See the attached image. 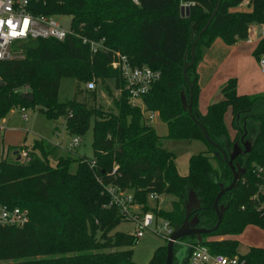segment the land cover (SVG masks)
<instances>
[{"label":"trees","instance_id":"16d2710c","mask_svg":"<svg viewBox=\"0 0 264 264\" xmlns=\"http://www.w3.org/2000/svg\"><path fill=\"white\" fill-rule=\"evenodd\" d=\"M137 1V5L131 0L31 1L28 9L34 15L71 16L75 36L62 42L39 40L36 50L0 61V121L13 109L24 107L36 108L53 121L66 115V130L74 136L85 135L92 124L93 157L64 153L59 145L37 138L26 159L0 160V205L25 210L29 218L23 227H0V264H135L132 248L137 241L115 231L125 220L109 205L108 186L131 192L141 211L153 213L173 229L183 224L187 197L193 192L200 205L189 219L196 215L200 229L215 226L213 203L221 185H230L232 173L183 111L180 94L189 97L183 67L191 61V44L219 0ZM245 2L250 12L232 11ZM182 4L188 5V17H181ZM253 24L264 25V0H222L195 46V62L187 71L193 114L210 139L227 154L235 142L241 150L242 142H251V151L234 161L245 169L238 186L219 200L226 208L222 222L216 232L202 236V244L211 252L227 256L237 255L238 244L232 236L248 226L264 230L250 200L255 186L252 168L264 165V95H239L236 80L230 79L221 89L223 98L210 104L202 115L197 110L200 90L196 68L202 49L215 39L228 46L247 40ZM83 38L104 40L107 52L92 54ZM263 46L260 42L254 53ZM114 53L125 56L134 67L147 66L161 73L141 97L143 110L129 103L124 82L111 67ZM62 77L76 81L74 97L66 103L58 102ZM109 79L120 93L115 111L98 107L96 92L85 87ZM25 87L33 94L32 103L21 98ZM229 109L236 130L233 138L224 122ZM149 112L166 125V137L158 136L146 123L145 113ZM163 138L201 141L207 150L192 156L188 174L181 176L174 154L161 147ZM150 194L173 195L176 201L171 211L147 207ZM189 239L196 243L195 237ZM190 252L184 248L179 264H188ZM165 258L166 247H158L148 264H164ZM240 258L246 264H264V248H251Z\"/></svg>","mask_w":264,"mask_h":264},{"label":"built area","instance_id":"2783aa9c","mask_svg":"<svg viewBox=\"0 0 264 264\" xmlns=\"http://www.w3.org/2000/svg\"><path fill=\"white\" fill-rule=\"evenodd\" d=\"M32 0H0V61H8L20 58L24 51L20 46L32 41L54 40L62 42L68 36H75L71 29V22L68 29L62 28L57 21L63 15H34L30 12V4ZM43 3L47 1H55L58 4L64 0H41ZM134 4H138L137 0H131ZM187 7L188 5H184ZM264 36V32H263ZM83 44H88L92 54L99 51L107 52L104 40L89 41L82 39ZM17 45V48H14ZM258 66L264 73V55L258 60ZM112 69L119 72L120 78L124 82L125 90L128 93L129 103L140 109H144L141 97L146 94L161 76L159 71L153 70L147 66L134 67L130 64L125 56L114 53L111 63ZM89 90H93L94 84L87 83L85 86ZM23 93H28V88L23 89ZM135 99H139L140 105L134 103ZM16 110L21 113L23 120L27 119L26 109L19 107ZM157 118L153 112L145 113V120L152 122ZM4 128L0 126V132ZM79 139L75 137L69 144V150L77 147ZM20 159L27 158V151L19 152ZM93 165V163H91ZM252 175L255 178L254 192L250 197L255 212L264 223V165H256L252 168ZM106 193L110 197V206H115L120 212L121 217L128 222L135 223V233L132 235L137 241L143 237L144 231L149 230L157 219L151 212H143L138 208V203L131 192L121 191L113 186L106 187ZM148 198L154 201L158 200L156 194L148 195ZM243 209V208H242ZM29 221L28 213L20 208H11L6 205H0V227H23ZM162 232L158 233L164 241H169L174 229L167 221L162 220ZM177 244L190 249L188 256V264H246V261L239 255L227 256L221 253H213L209 247L192 242H181Z\"/></svg>","mask_w":264,"mask_h":264},{"label":"rangeland","instance_id":"374dc122","mask_svg":"<svg viewBox=\"0 0 264 264\" xmlns=\"http://www.w3.org/2000/svg\"><path fill=\"white\" fill-rule=\"evenodd\" d=\"M181 7H185L184 4H182ZM237 10L238 8L232 11ZM249 10L251 9L248 7L245 12H250ZM71 18V16L63 15L57 19V21L60 23L62 28L68 29ZM253 25H257L260 31L264 29V25ZM14 48H17V45H14ZM252 75L256 80L264 81V73L254 71ZM75 85L76 81L74 79L62 77L58 94L59 103H66L72 100L74 97ZM93 90L96 92L98 107L100 106L105 111L116 110L115 100L119 97L120 93L115 89L113 80L109 79L104 81L102 84H95ZM134 103L140 105L139 99H135ZM13 110L14 111H11L9 115H7L6 119L0 123V126L4 128L0 132V160L6 158L8 160H13V151L15 150L19 149L18 152H20L21 149L26 151L30 150L34 140L37 138H43L52 144L59 145L62 149L61 151L65 153V151L69 150V144L75 137L79 139V144L77 147L70 149L67 153L70 155H80L88 159H92V124L85 135L78 137L71 135L66 130V115L61 116L57 121H53L40 114L36 108H26L27 119L23 120L21 113L16 109ZM224 122L227 132L230 137L233 138L236 130L232 124V112L230 109L225 113ZM146 123L155 130L158 136L166 137L167 127L160 121L159 118L152 122L146 121ZM250 123L254 126L257 124L255 120L251 119ZM253 136L254 133H251V137ZM161 147L174 154L176 168L181 176L188 174L190 158L207 150L206 145L201 141H186L168 138H163L161 140ZM9 149L10 152H8ZM59 153L62 154L61 152ZM212 164L214 166L216 165L214 161H212ZM175 201L176 198L170 194H163L159 196L157 201L151 200L147 196V207L161 212H168L171 211L172 205ZM138 208H141V205L138 204ZM161 226L162 219H157V222L154 223L149 230L144 231L143 237L137 240L136 245L132 248V260L135 264H148L153 252L158 247H166L167 241H164L158 234L162 232ZM135 229V223L124 221L118 224L115 231L128 235H134ZM230 239H234L237 242L238 247L236 253L239 256L247 254L249 250L254 247L264 248V230L255 226L246 227L241 234L232 236ZM190 241L192 240L189 238L181 240V242ZM184 248L185 247L180 244H175V257L173 264H179L182 262L184 257Z\"/></svg>","mask_w":264,"mask_h":264},{"label":"crops","instance_id":"0c3cea01","mask_svg":"<svg viewBox=\"0 0 264 264\" xmlns=\"http://www.w3.org/2000/svg\"><path fill=\"white\" fill-rule=\"evenodd\" d=\"M247 8V2H245L237 11L245 12ZM263 32L264 29L260 31L257 25H251L247 40L228 46L220 39H215L208 48L201 50V59L196 68L200 90L197 110L200 114L204 115L210 104L223 98L221 89L230 79L236 80L239 95H264V81L256 80L252 75L254 71L261 72L258 60L264 55V46L257 54L254 52L259 43L264 42ZM18 151H13L15 160L14 154Z\"/></svg>","mask_w":264,"mask_h":264},{"label":"water","instance_id":"95a60500","mask_svg":"<svg viewBox=\"0 0 264 264\" xmlns=\"http://www.w3.org/2000/svg\"><path fill=\"white\" fill-rule=\"evenodd\" d=\"M221 1L222 0H219L217 2L215 9L212 12L209 20L207 21L205 26L201 29V31L198 33V35L196 36V38L193 40V42L191 44V48H190L191 61L189 63H186L183 67V77H184V80H185L187 86L189 87L190 93H189L188 99L186 98L184 93H181L180 99H181V105H182L183 111H186L188 113L191 120L200 128L204 140L209 145L215 147L218 150V152L222 156L225 164L229 167V169L232 173V181H231L230 185L225 187V188L223 187V185H221V191L218 193V195L216 196L214 203H213V209H214L216 217H217V222H216L215 226L209 230L200 229L197 227L198 219H197L196 215L193 216L191 219H189L192 212L198 210L199 205H200V202L197 199V196L195 195V193L189 192L188 197H187V202L185 204V212H186L185 219L183 221V224L179 228L174 229L169 241L167 242L166 258H165L164 264H173L174 257H175L174 256V246L181 239L195 237L196 243L202 244V236L203 235L216 232L220 223L222 222L224 213L226 211L225 207H223L222 205H219V200L225 193L235 189L238 186L239 180L241 179V177L245 173V169L241 168L238 164L234 163V161L239 155H246L251 151V142L245 141V142L241 143L244 150H241V146H239L238 143L235 142L233 145L231 153L227 154L223 148H221L218 144L214 143L210 139L205 127L197 120V117L193 114L192 86H191L189 79L187 77V71L195 62V58H196L195 46H196L197 42L200 40V38L202 37V35L205 32V30L207 29V27L209 26V24L212 21V19L214 18V16L216 15ZM180 11H181V17H184V16L188 17V6L187 7H181ZM37 48H38V42H36V41L25 43V44L20 46V49L22 51L36 50ZM21 98L24 101L29 102V103H32L34 100L32 93H23L21 95ZM237 120H238V116H237ZM243 138H244V136L241 138V141H243ZM15 155H16V160L19 161L20 156H19L18 152H16L14 154V156ZM216 155L218 156V154H216Z\"/></svg>","mask_w":264,"mask_h":264},{"label":"flooded vegetation","instance_id":"af4514ba","mask_svg":"<svg viewBox=\"0 0 264 264\" xmlns=\"http://www.w3.org/2000/svg\"><path fill=\"white\" fill-rule=\"evenodd\" d=\"M244 139V138H243Z\"/></svg>","mask_w":264,"mask_h":264}]
</instances>
